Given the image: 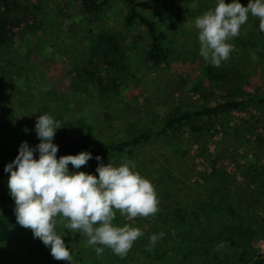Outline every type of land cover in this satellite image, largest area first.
<instances>
[{"label":"rangeland","instance_id":"obj_1","mask_svg":"<svg viewBox=\"0 0 264 264\" xmlns=\"http://www.w3.org/2000/svg\"><path fill=\"white\" fill-rule=\"evenodd\" d=\"M8 1L11 17H20L22 25L32 29L27 40L22 42L18 38L9 44L14 52L11 63L18 68L13 74L7 72L9 79L7 73L3 74L5 79L0 85V161L15 158L22 142L31 143L37 138L34 127L40 115H51L60 127L72 126L80 134L88 133L93 143L101 147L113 139H128L141 128L155 129L183 110L214 104L228 93L225 80L233 74L228 60L220 67L205 62L199 55L198 30L194 26L195 18L214 8L216 0H161L166 6L161 22L172 54L167 64L157 67L144 61L141 53L146 46L145 38L140 30L123 26L124 11L119 4L105 12L104 29L100 27V32L113 33L121 39L119 50L113 55L107 52L108 43L94 56V40L89 44V35L78 36L79 32L72 30L74 23L82 18L78 0ZM231 2L225 0L226 4ZM237 2L246 7L249 0ZM3 10L0 7V13ZM36 10L43 17L42 22L36 20ZM245 24L259 28L258 18L251 14ZM62 35L67 42L59 39ZM81 50H84L82 61L77 57ZM106 62L112 64L105 65ZM10 68L13 70L14 66ZM24 78L29 80L25 82ZM235 84L239 81L235 80ZM245 84L248 93H264V85L254 75H246ZM258 113L261 112L255 111L251 117L248 113H235L233 117L220 118V122L232 119L249 125L250 130L254 128V136L264 135ZM221 132V129L217 133L212 130L209 135L193 138L186 127L165 141L143 144L133 157L120 155L110 163L115 167L125 161L134 163V170L155 184L160 205L176 197L195 196L193 191L198 189L201 177L212 168L214 173L217 170L226 177L223 181H229V173L239 169L243 152H230L234 145L221 141L222 136L218 135ZM215 147L220 154L210 157ZM247 154L251 155L249 151ZM68 169L70 173L82 171L98 177L87 164L80 169L69 165ZM257 175L264 184V167ZM14 208L12 197L8 200L0 197V213L12 227L9 241L0 243V264H61L50 255V248L33 238L31 230L17 224ZM152 218L138 216L132 220L151 221ZM126 219L129 218L126 216ZM56 231L72 259L89 255L87 263L92 264L103 260L117 262L121 258L106 247L98 257L82 232L65 229L59 223ZM261 245L264 257V242ZM131 254L136 253L130 250L125 257Z\"/></svg>","mask_w":264,"mask_h":264},{"label":"trees","instance_id":"obj_2","mask_svg":"<svg viewBox=\"0 0 264 264\" xmlns=\"http://www.w3.org/2000/svg\"><path fill=\"white\" fill-rule=\"evenodd\" d=\"M8 3V0H0V7L4 8L0 13V85L5 79L3 74H13L18 68L11 63L14 52H11L9 44L18 38L22 42L27 40L32 29L27 24L22 25L23 19L20 17H11ZM13 3L16 5L14 1ZM78 3L82 18L74 23L72 30L76 29L78 36L89 35V44L94 40V56L100 52L97 50L108 43L105 48L107 52L113 55L119 50L121 39L118 36L100 32V27L104 29L102 22L105 12L114 4H119L124 11L121 18L123 26L140 30L145 38L146 46L141 53L144 61L156 67L169 62L172 49L161 22L166 8L161 0H78ZM35 18L38 22L43 20L37 10ZM59 39L67 42L64 35ZM228 42L235 49L227 61L233 74L225 80L228 93L221 101L183 110L167 118L155 129L141 128L128 139H113L101 147L93 143V138L88 133L80 134L72 126L65 125L56 131L52 143L58 147L57 159L86 151L93 157L86 163L93 171L98 163L107 166L120 155L133 157L143 144L153 140L165 141L186 127L193 138L209 135L212 130L217 133L221 129L222 132L218 134L222 136L220 140L234 145L230 152H243L239 169L234 174H227L229 181H223L226 177L217 170L214 173L212 168L211 172L203 173L205 176L201 177L198 189L193 191L195 196L176 197L161 205L160 201L159 211L151 221L126 219V216L117 212L114 226L123 227L127 224L143 232V236L130 249L136 254L120 258L117 262L103 260L92 264H264L261 255V244L264 242V184L257 175L264 167V135L254 136V128L250 130L249 125L232 119L220 122V118L233 117L235 113H248L251 117L255 111H259L261 113H258L257 118L260 127L264 129V93H248L245 87L246 75H254L264 85V33L254 25L251 28L248 24H243L239 36ZM76 48L78 47L74 46ZM80 52L77 57L82 61L84 50ZM11 66H14L13 70ZM9 78L10 75L7 79ZM28 80L29 78H24L25 82ZM235 80L239 84L236 85ZM38 143L40 141L36 138L28 144L34 148ZM214 153L220 154L219 148L215 147L214 151H210V157ZM96 156L101 157L99 162L95 159ZM34 158L38 159V153L34 152ZM14 159L0 161V197L5 200L11 199V195L8 189L9 173L4 168ZM234 167L236 168L235 165ZM160 184L157 183L156 187L159 188ZM160 232L165 234L164 237L157 241L151 251L146 250L150 246V236ZM11 233L10 221L0 213V243L8 242ZM222 241L227 246L217 251L216 246ZM89 258V255L87 258H75L71 264H90L87 263ZM61 264L68 262L61 261Z\"/></svg>","mask_w":264,"mask_h":264},{"label":"clouds","instance_id":"obj_3","mask_svg":"<svg viewBox=\"0 0 264 264\" xmlns=\"http://www.w3.org/2000/svg\"><path fill=\"white\" fill-rule=\"evenodd\" d=\"M249 14L258 18L259 30L264 33V0H249L246 7L237 0L228 4L216 0L214 8L195 18L199 55L205 62L220 67L229 59L235 49L228 41L239 36ZM59 128V121L51 115L37 116L34 131L40 143L32 148L22 142L18 155L4 168L9 173L8 189L15 203L17 224L31 230L33 238L50 248V255L58 261L72 262L62 236L56 231L58 223L65 229L82 232L98 257L105 247L125 257L143 232L127 224L114 226L116 213L130 220L155 216L159 211L155 186L128 161L118 167L98 163L95 169L98 177L82 171L70 173L69 164L80 169L93 157L82 151L57 159L58 147L52 141ZM34 152L38 153V159L34 158ZM95 159L99 162L101 157ZM164 235L163 232L151 235L146 250L151 251ZM226 246L222 241L216 250Z\"/></svg>","mask_w":264,"mask_h":264},{"label":"built area","instance_id":"obj_4","mask_svg":"<svg viewBox=\"0 0 264 264\" xmlns=\"http://www.w3.org/2000/svg\"><path fill=\"white\" fill-rule=\"evenodd\" d=\"M261 247H262V245H261ZM261 255H262V251H261ZM262 259H263V261H264V257H263V255H262Z\"/></svg>","mask_w":264,"mask_h":264}]
</instances>
